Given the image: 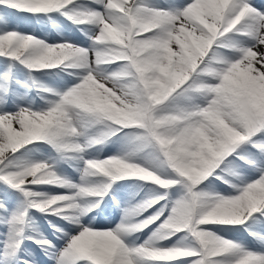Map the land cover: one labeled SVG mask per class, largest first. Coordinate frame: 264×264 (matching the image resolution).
<instances>
[{"label":"snow or ice","instance_id":"6c2138e0","mask_svg":"<svg viewBox=\"0 0 264 264\" xmlns=\"http://www.w3.org/2000/svg\"><path fill=\"white\" fill-rule=\"evenodd\" d=\"M54 14L88 46L25 28L46 19L60 31ZM56 69L77 82L60 90L34 76ZM25 70L43 107L13 99ZM112 137L121 152L86 157ZM43 144L56 156L30 158L38 148L29 146ZM68 160L81 162L79 182L60 172ZM127 179L154 187L115 227L82 221ZM216 181L231 191L206 190ZM0 185V264H42L37 249L51 264H264V9L252 0H0ZM235 226L255 245L218 234ZM146 228L142 243L127 239Z\"/></svg>","mask_w":264,"mask_h":264},{"label":"rangeland","instance_id":"374dc122","mask_svg":"<svg viewBox=\"0 0 264 264\" xmlns=\"http://www.w3.org/2000/svg\"><path fill=\"white\" fill-rule=\"evenodd\" d=\"M75 82H77L76 81V79L75 78H72V83H75ZM71 83V84H72ZM70 84V85H71ZM68 87V86H67ZM120 135V137H122L123 136V133H121V134H119ZM117 138V145H116V148H117V152L119 153V152H121L122 150H123V146H124V142L121 140V139H119L118 137H116ZM115 138V139H116ZM113 139H114V137H112L111 138V140H110V143L113 141ZM108 143V142H107ZM107 143H105V144H107ZM105 144H103V145H100V146H104V148H106V145ZM90 151H93V153H94V148L93 149H89ZM89 150L86 152V157H88L87 155H91L90 154V152H89ZM143 156H144V158L145 159H147V155L146 154H142ZM81 167V162L80 161H78V160H76L75 161V165H74V169H75V171H77V174L78 175H80V172H79V168ZM62 174L64 173L63 171H60ZM77 175V176H78ZM119 182V181H118ZM117 182V183H118ZM219 183H221V182H219V181H216L213 185H212V187L210 188V191H217V192H221V193H223V194H227V193H229L231 190H229V189H222L220 186H218V184ZM218 186V187H217ZM122 197H123V201H125V196H123L122 195ZM105 198H106V196L104 197V201H105ZM103 204V203H102ZM101 204V205H102ZM134 204H136V202L134 203ZM121 206H122V204H121ZM120 205L118 206V208H120L121 207ZM122 208H123V206H122ZM123 210H124V208H123ZM150 210V209H149ZM149 210L147 211V212H149ZM146 213V212H145ZM123 216V215H122ZM122 216H120V217H117L116 218V221H114L112 224H106V223H104L102 220H101V218H99V217H97V218H94L93 216H90V215H84L83 216V218H87V220H86V222H85V220H82L84 223H91L93 226H95V228H111V227H115V225L116 224H118V223H120V221H121V218H122ZM140 218V217H139ZM39 226H40V229H41V231H44L46 234H47V231H45V229H44V227L42 226V225H40V224H38ZM152 227V226H151ZM217 227H223V226H217ZM213 230H215V228L213 229ZM147 231H149V230H147ZM146 231V232H147ZM233 233V234H232ZM140 233H138V234H135L134 236H130V237H132L133 238V240H135V242L137 243V244H139V241L141 240L142 242H143V239H142V237L144 236V235H139ZM219 235H221V236H224V237H226V238H228V239H233L232 238V236L233 237H235L234 236V234H235V230H231V231H227V232H225V231H221V232H219L218 233ZM175 239V238H174ZM164 243H166V241L164 242ZM168 243V242H167ZM256 246H258V245H256Z\"/></svg>","mask_w":264,"mask_h":264}]
</instances>
